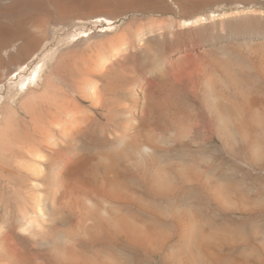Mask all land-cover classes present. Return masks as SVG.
<instances>
[{"label":"bare ground","instance_id":"bare-ground-1","mask_svg":"<svg viewBox=\"0 0 264 264\" xmlns=\"http://www.w3.org/2000/svg\"><path fill=\"white\" fill-rule=\"evenodd\" d=\"M30 1L117 17L147 4ZM140 39L72 66L71 84L99 115L56 95L49 122L42 113L5 144L6 172L48 199L22 212L21 232L49 235L52 249L14 237L0 264H264V43L247 64L206 53L135 61ZM38 64L17 89L35 82Z\"/></svg>","mask_w":264,"mask_h":264},{"label":"rangeland","instance_id":"rangeland-1","mask_svg":"<svg viewBox=\"0 0 264 264\" xmlns=\"http://www.w3.org/2000/svg\"><path fill=\"white\" fill-rule=\"evenodd\" d=\"M26 1L0 0V250L18 246L15 238L26 236L34 250L49 251V235L21 232L22 212L34 211L38 200L48 199L45 192L31 190L19 174L6 172L14 165L9 150L16 143L17 128L38 122L44 113L46 118L40 122H49L52 116L45 110H54L51 102L56 95L68 102L71 98L69 105L63 101L65 107L72 109L75 100L91 115H99L100 109L71 84L70 75L76 68L72 66H82V61L97 54L110 57L122 42L135 43L138 35L141 39L131 50L135 61L142 57L149 61L155 55L173 58L204 53L242 64H247L248 57L259 59L261 52L256 49L264 43V0H146L139 10L119 17L120 11L113 9L80 5L66 12L49 3L37 7ZM37 64L35 82L25 90L17 89V81L34 77ZM11 224L13 237L8 233ZM245 231L243 227L238 230L241 235ZM57 234L67 240L63 233Z\"/></svg>","mask_w":264,"mask_h":264}]
</instances>
